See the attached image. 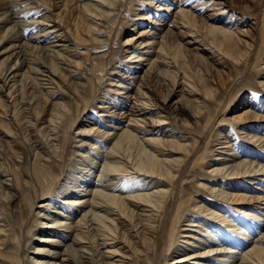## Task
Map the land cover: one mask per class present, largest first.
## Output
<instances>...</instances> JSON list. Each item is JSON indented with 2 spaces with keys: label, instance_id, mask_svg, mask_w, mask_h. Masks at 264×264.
<instances>
[{
  "label": "bare ground",
  "instance_id": "obj_1",
  "mask_svg": "<svg viewBox=\"0 0 264 264\" xmlns=\"http://www.w3.org/2000/svg\"><path fill=\"white\" fill-rule=\"evenodd\" d=\"M39 1L46 3L49 5L48 8L51 9L50 0ZM66 1H60L56 17L51 13L45 12L44 21H41L44 26H38L40 32L38 31L36 36H31L27 43H22L21 34H24V31H20L19 28L23 23L18 28V21H22V19L18 20L21 17L18 12L20 13L19 10H22V13H25L30 5L22 3L24 6L26 5L25 8L23 6L22 9L12 12L13 8L10 11L6 7L7 1L0 0V4L4 5L0 12V80L3 79L2 84L0 82V93L6 88V93H3L5 98L0 95V104L6 102V98H9L12 100V105L17 104L18 107V104L23 103V98L26 96L24 94H32L37 87L43 88L45 81L50 86L55 84L59 88L60 82L58 83V79H60L61 72L65 70L64 65H67L66 59L68 57L65 54L68 50L62 42L73 38L82 43L96 42L95 47H92L94 49L110 44V40L103 39L102 34L104 35V33L108 32V35H111L114 28L116 29L115 35H119L121 30L115 24L111 14L115 10L116 0H86L84 2L83 8H81L84 11V14H82L88 18V21L91 19L88 30L90 35L85 37L78 27L72 33H68L67 29V31L62 29L60 20L62 21L70 10L67 9L68 3ZM181 1L178 0L175 3V7L179 8V10L172 16V23L165 19L166 16L159 19L150 17H154V14L148 8V11L146 10V14L143 16L139 15V13L138 15L136 14L138 22H134L131 26H141L142 24L140 23L142 21L150 20L154 29L152 27L149 29L144 28L143 26L137 31L138 35L127 37L122 45L123 52H127V55L124 56L125 62L129 63L127 67L115 66L110 68V71H106L108 61L106 62L103 59L107 57L109 50L98 55H90V66L87 69L91 73L90 78L87 79L89 81L87 87L90 90L93 88L92 90L95 91L94 84L96 85L97 82L102 84L106 77L110 80L106 75L115 77L111 78L113 80L111 84L109 83V86H114L113 93L117 92V97L119 95L121 99L118 98L113 105L114 100L108 101L111 105L100 104L99 109L102 108L103 110L101 111L107 112L104 116H110L112 121L115 120L118 124L113 127L112 131L109 128L113 125H107L105 131L97 132L101 141L96 143H101V148L103 147L104 149L107 144L111 143V147L105 155L99 157L102 158L104 156L105 162L99 172L98 179L91 183L90 178L94 165L98 163L95 162L96 157H98L96 155L102 151L99 150L100 146L92 144L91 149L93 148V151L97 154L91 151L93 154L89 156L91 165L89 164L88 169L83 171L79 177H76L77 184L66 190L69 196L70 194H75L76 197L73 196V201L55 200V203L62 206L60 207L62 209H67L71 203L72 208H70L68 214L53 210L57 206H53L51 204L53 200L50 199V194L58 184L59 179L55 171V161L58 157L56 158L50 154L49 156H44L38 153L40 156L35 157L29 173L24 174L25 171L14 170L7 175L8 178L5 175L6 178H1V188L7 189L10 193L8 199L14 200L16 196L21 197V201L25 204L27 215L33 214L34 222L30 227L24 226L25 217H23L18 224V230H15V228L12 230L10 228L7 229L8 227L6 228L4 224H0V264H166L168 259L171 260V263H169V260V264H264V229H262L264 228V223H262L264 222V213L258 212L259 216H256L258 215L256 211L250 214L242 211L253 219L248 220L252 221V225L249 222L251 226L247 227H250L249 230L251 228L254 230L255 237L250 238L249 235L252 231L249 232L250 234L247 232L244 234L247 237H245L247 241L242 242L243 244L239 242L240 244L237 246L234 244L230 245L228 240L230 245L228 247H221V244H213L212 241L208 242L210 243L209 245L204 246L205 243L198 236L200 232L205 230L201 222L187 220L189 222L188 224L185 223V225L189 228H182L180 224L182 211L187 209L186 198L190 199L188 195L184 198L185 193L184 195L182 194L186 190V183H188L184 181L186 172H193L194 177L197 178L193 186L199 192H203V194H212L213 197H220L227 200L230 204H241L243 206L246 204L255 205V203L264 204V194L248 195L245 191L250 190V187L239 183L242 178L247 179L249 182L257 179L258 182L264 185V179L260 178V176L264 177V156L256 154L252 149L242 148L240 141L230 139L231 136L229 134L219 137L221 132H217L216 144L213 143L214 140L211 143L210 135L214 130V126L229 124L232 131L234 130L236 133L238 131L240 134L246 133L244 135L247 136V139L249 138L254 144H258L264 151V133L262 132L264 131V111L261 110L254 100H245L240 106L233 109L231 103L234 102V97H229L230 99H224V104L221 101L217 102L218 111L213 109L212 106L216 102L218 91H221L226 85L228 86L229 83H233L236 75L241 74L243 76L242 65L249 64V67L256 68V64L261 59L260 50L264 47V17H262L260 23L262 24L261 29L254 35V33H249L247 29L241 30L242 25L233 28V25L238 24V22L234 21L236 19L235 14L231 13V10L225 7L222 2L204 3L212 5V9L216 10L215 14L218 16V18L213 17L214 19L208 16L209 20L212 19L220 23L221 17H228L227 21H224L225 24L216 25L209 24V21H204V19H199L195 14V9L193 11L184 9V6H188L187 0ZM144 2L157 8L153 9L158 12L162 9L160 7L162 3L158 4L155 0ZM14 3L16 2L14 1ZM163 4L165 5V3ZM204 4L201 3V5ZM217 5L218 7H216ZM169 10L170 6H168L166 12H169ZM93 14L104 18L105 23L110 25L111 28H104V31H100V34L102 32L101 35H93L92 33L95 32V24L92 21V18H95ZM200 20L202 22L198 24ZM117 26L118 28H116ZM201 26L206 31L202 30L204 28ZM82 28L86 29V27ZM134 29H131V32ZM83 32L85 31L83 30ZM208 34L213 36L218 34L217 40L207 42L206 35ZM182 37H191L190 40L186 41V44L197 46L193 48L185 47L178 40ZM34 43H39V45H34ZM200 46H202V49H200ZM172 47L179 54L172 51ZM91 50L90 48L87 49L88 52H91ZM200 50L205 54L211 53L212 56H204V54L197 52ZM35 53L39 55L37 54V57H33ZM43 56L47 57L49 61H42ZM2 57L4 58L1 59ZM189 61L193 64L196 62V69H193L198 74L196 78L195 72L189 73L188 69H186V64ZM130 64L135 65L130 67ZM201 66H204L209 72L210 79L200 76L201 74L199 75V72L201 73V69H203ZM79 67L82 71V65ZM78 78L83 80L85 77L80 74ZM160 79H164L163 82L166 88L164 96L158 98L157 95L149 94L148 92L151 90L150 83L157 82ZM84 81L86 82V80ZM259 83L260 87L264 89V81ZM80 86L79 83H75V90H73L75 95L81 93L79 90ZM53 87L55 88V86ZM214 88L217 91L212 95L211 90ZM54 90L52 89L51 92L49 90L48 93L53 94ZM78 96L77 100L80 99ZM105 97L108 98V96ZM83 98L86 99V96ZM87 101L89 99H86V102L84 101L86 107L83 106V109L78 110L79 107H75L76 114L73 112L75 116L67 123L66 130L72 128L77 120H80L79 124L86 125L87 120H83L82 115L86 113L90 106ZM10 103L6 104L5 108L3 105L0 106L3 109V112H0L1 143H7L10 136L8 129H3V126L6 127L5 125L10 126L11 124V122L10 124L6 123L7 120H5L10 117L7 114L8 108L11 107H8ZM28 103L31 104V102ZM14 107L16 108V106ZM66 110L68 111L67 108ZM227 110L233 112V115L229 118H226L225 115ZM14 118H17V114ZM122 119H125V121ZM180 121L191 122L192 125L189 126L186 123L185 129L187 130H182L177 124ZM91 130L90 128H82L77 131L76 136L73 138L75 139L77 134L78 136H85L88 133L90 135ZM93 131H95L94 128ZM59 134L57 133V135ZM48 140L45 142H48ZM136 140L137 143L139 142V150L142 153L136 148L140 157L137 159L135 157L132 165H128L123 160H128L132 156L130 148L133 144H137L133 143ZM79 142L82 143L79 147L85 146L83 140H79ZM131 143L133 144L131 145ZM55 145L58 146V144ZM125 145L128 146L125 147ZM123 148H125V154L123 152L122 155L121 150ZM52 149L55 150V148ZM60 158V160L63 159L61 156ZM56 163L59 164L58 162ZM181 168V174L183 175H179V178H176V174ZM17 169L20 168L17 167ZM196 171H200V174L196 173ZM61 172H63V169ZM20 174H23V177L21 176L20 178ZM218 178H221L219 180L221 182L228 179L236 182L230 185V189L227 187L225 190V185L218 183ZM200 179L207 181V183L200 182ZM93 183L95 186H101V188H91L88 191V188L83 187L86 184L90 186ZM176 184H179L181 188H179L177 194L171 190V187ZM258 190L260 191L257 193L264 192L260 187L257 188ZM197 191H195V195L200 197L201 201L193 202L192 208L202 213L209 211L210 208L207 205L200 203L205 198H203V195L199 196ZM69 196H66V199L70 198ZM51 198L53 197L51 196ZM168 198L171 200L169 201ZM193 200L192 197L191 202ZM258 208L264 212V206H259ZM211 212L213 213L214 211ZM52 215L53 218L48 220ZM234 219L236 220V218ZM44 220L47 222H43ZM241 220H244V218ZM236 224H231V222L228 224L230 235L234 231ZM23 226L25 229H23ZM242 230L244 229L242 228ZM246 230L248 229L246 228ZM33 231L41 235L39 238L33 239L37 245L28 247L27 243V248L26 246L23 247L24 234H30L29 242ZM11 233L14 241L8 239ZM235 235L237 236L236 233ZM15 239H17L16 244H14ZM221 240L223 239L221 238ZM238 246L239 248L236 249L235 247ZM30 248L33 249V257L28 255L31 253L29 251ZM216 256L218 257L217 259ZM194 259L199 260L198 262H192Z\"/></svg>",
  "mask_w": 264,
  "mask_h": 264
},
{
  "label": "rangeland",
  "instance_id": "obj_2",
  "mask_svg": "<svg viewBox=\"0 0 264 264\" xmlns=\"http://www.w3.org/2000/svg\"><path fill=\"white\" fill-rule=\"evenodd\" d=\"M6 1L8 2V3L6 2V7L10 11L13 8L12 12H16L17 9L18 10L22 9L24 6L23 4H26V5L29 4L30 5L29 7H27V10L25 13H22V10H19L20 13L17 11L19 16L21 14V17L18 20L22 19V21H23V22L18 21V23H19L18 28L23 23V25L19 28L20 31L21 30L24 31V34L23 33L21 34L22 35L21 36L22 37L21 42L27 43L30 40L31 36H36L38 34V31H39L38 28L41 26L42 27L44 26L41 23V21H44L43 19H44L45 12L51 13L54 17H56L57 7L60 6V3H61L60 1H63V0H50L51 4H52L51 5L52 7H50L51 9L48 8L49 5H47L46 3H43L39 0H19V3L21 2L20 4L18 3V0H12L13 2L11 0H6ZM14 1L16 3H14ZM116 1H117L116 2L117 4L115 3V5H114V7L116 6L115 10L113 9L114 13L111 11L110 12L112 14L113 20H115V24H117L119 26V29L121 30L118 36L115 35L116 29H114V28L112 29L111 35H108L109 34L108 32L106 34L104 33V35L101 32V34H102L101 35L100 31H104L103 29L107 28V27L110 29L111 26L107 25V23H105L104 18H101L100 16H95L96 14H93V17H95V18H92L93 19L92 21L95 24V27L93 25L95 32L92 34L93 35L99 34L102 36L103 39L110 40L109 45H106V46L104 45L103 47L93 49L92 47H95L96 42H84V43H82V42H80L74 38L72 40H69V41L66 40L67 42L66 41L62 42L68 50L67 51L68 53L65 52V54L68 57L66 59L67 65H64L65 70H63L61 72L60 79H58V83L60 82V85H59L60 87L58 88L57 85L54 84L53 86H55V88H58V89H55L52 85L50 86L45 81L43 86H42L44 89L43 88L40 89L37 87V88H35V91L32 94H28V93L24 94L27 97L24 96L25 99L23 98V103L18 104L19 108L17 107V104L12 105L13 104L11 102L12 100L9 98H6L8 100V103L6 100V102H2L0 104V106L3 105L5 108L6 104H9L11 102L10 105L8 106V107H10V106L11 107L8 108V113H7V114H9L10 117L8 119H5V120H7L6 123L10 124V122H11V124H10V126H7V125H5L6 127L3 126V129H5V130L8 129V133L10 134V136L8 137L7 143H5V142L1 143L0 142V163H1V165H0L1 166L0 167V181H1V178L2 179L6 178L7 175H9V173H11V171H14V170H18L20 172L25 171L24 174L29 173V171L32 169L35 157L40 156V154L44 155V156H49V154H50V155L55 156L56 158L58 157L55 161V171L57 172L59 179H58V184L56 185V187L53 189L52 193L50 194V199L53 200L52 201L53 203L51 202V204L53 206L54 205L57 206L56 208H53V210H56V211L58 210V211H61L62 213H65V214H68L70 208H72L71 203L69 204L70 207H68L67 209L66 208L62 209V208H60L62 206H59V204L55 203L56 202L55 200H60V201H64V200L71 201L72 200L73 201V196L76 197L75 194H70V196H69L68 191H66V190L69 189L71 186L77 184L76 177H79L83 171L88 169L89 164L91 165V160L89 159V156L93 152H95V151H93V148L91 149L92 144H95L96 146H100L99 150L102 151L100 154H97L95 152V154H97L96 156H98V157H96L94 155L96 157L95 162H98V163H96L94 165L93 173H92L91 178H90L91 183L95 182V179L96 180L98 179L99 172L102 170V167H103L104 162H105L104 156L102 157L103 159L99 158V157L101 155H105V153L111 147V143L107 144L106 147H104V149H103V147L101 148V143H96V142L101 141V138L97 134V132L105 131L106 130L105 127L107 125H113L109 128V130L112 131L113 127H116L118 124L115 120L112 121L110 116H108V117L104 116L107 112L101 111V110H103L102 108L99 109L100 104L101 105H111L108 101L114 100L112 103V105H113V104H115V101H117L118 98L121 99L119 95L117 97V92L113 93L114 86H109V83L111 84V81L113 80V79L111 80V78H115V77L106 75L110 78V80L106 77L104 79V81L102 82V84H100L99 82L96 83V81H95V83H96V85L94 84L95 91L92 90L93 88L90 90L87 87V85L89 83V81H87V79L90 78V74H91L87 70L90 66V62H89L90 55H92V56L98 55V54L107 52L109 50L108 54L110 53L111 55L107 54L106 55L107 57H105L103 59L106 62L108 61L107 65H106L107 66L106 71H110L111 70L110 68H112V67L114 68L115 66L116 67H123V66L127 67V65H129V63L125 62L126 60L124 57L127 55V52L124 53L123 49H122V45L125 42V40L127 39V37H130L131 35H138L137 31L139 29H141V27H143V26H144V28L149 29L152 27V29H154L152 26L153 23H151L150 20L146 21V22L142 21L140 23V24H142L141 26H136V27L131 26V24H133L134 22H138L136 20L138 17L137 16L138 13H139V15L143 16L144 14H146L145 12L148 8L149 10H152V13L154 14V17L153 16H150V17H152L154 19H159V18H164L163 16H166L165 19L167 21H169L170 23H172V20H173L172 16L175 15V12L177 10H179V8L175 7V3L178 0H155V2L156 3L158 2V4L162 3V5L160 6V7H162V9L160 12L156 11L155 9H157V8H155L154 6L148 5V4H146V2H144V1L149 2L150 0H116ZM218 1L220 3L222 2L223 4H225V7L230 9L231 13L235 14L236 19L234 21L236 23L238 22V24L233 25L234 26L233 28H236L238 25H242L241 30L247 29V30H249V33H254V35H255V33L257 34L258 30L261 29L262 24H260V23H261L262 17H264V16H262L264 14V0H206V1L205 0H187L186 3H188V6H184L183 8L186 10H192V11H193V9H195L196 10L195 11L196 16H198L199 19H204V21H209L208 22L209 24H216V25L222 24L223 25L224 21L226 22L228 17H221L220 23L215 22V20L213 21L212 19L209 20L207 18L208 16H210L212 18L213 17L218 18V16H216V14H215L216 10L212 9L213 8L212 5L204 4L207 2L210 4L218 3ZM66 2L68 3L67 9H70L69 10L70 13L68 12V14L64 17V19H62V21L60 20V24L62 26V29L63 30L67 29L68 33H72V31H74L75 28L78 27L80 29V32L82 33V35L84 37L90 35L88 30H89V26H90L89 23L91 22V19L88 21V18L84 17V15H83L84 11H82V9H81V8H83V4H84V2H86V0H70V1L67 0ZM69 2H71V3H69ZM94 2H96V1H94ZM181 2H183V0ZM163 3H165V5ZM201 3L204 5H201ZM13 4L15 7L13 6ZM16 4H17V6H16ZM31 4H32V7H31ZM170 4H172V5H170ZM8 6H10L11 8ZM18 6H20V7H18ZM25 6H24V8H25ZM168 6H170V10H169V12H166L168 9ZM3 7H4V5L0 4V12H1ZM191 7H193V8H191ZM216 7H218V5ZM153 8H155V9H153ZM115 12H116V14H115ZM41 13H43V14H41ZM24 15H25V17L23 18ZM239 17H241V18L239 19ZM17 18H19V17H17ZM29 20H30V22H29ZM32 20H34L36 23ZM25 21H27V22H25ZM116 21H117V23H116ZM201 22L202 21L200 20V22L198 24H201ZM26 23H28V24H26ZM74 24H76V25H74ZM118 26L116 28H118ZM82 27H86V29H83ZM201 27H203V26H201ZM23 28L24 29L26 28V29L24 30ZM131 29H134V30H132V32H131ZM83 30L85 32H83ZM202 30L206 31L205 28ZM109 36H110V38H109ZM217 36H218V34L214 35V36L212 34H208V35H206V38H207L206 40H207V42L208 41L211 42L212 40L216 41ZM190 39H191V37H188V38L182 37V38H179L178 40H179V42L184 44L185 47L189 46V47L193 48V47L197 46V45H190V44L187 45L186 41H188ZM43 44H45V43H43ZM43 44H40V45H43ZM34 45L38 46L39 43H34ZM109 47H111V48H109ZM89 48L92 49L91 52L87 51V49H89ZM169 49H170V47H169ZM200 49H202V46H200ZM94 51H96V52H94ZM172 51L176 52L177 50H175V48L172 47ZM197 52H199L201 54L203 51L200 50ZM260 52H261L260 53L261 59L256 64V68H253L252 66L249 67L248 66L249 64H247L245 66L242 65L241 71L242 72L244 71L243 76L241 74L236 75V77H235L236 82L234 81L233 83H229L228 86L226 85L225 87H223V89L221 91H218V93L216 94L217 95L216 100H215L216 102H214V105H212L213 109L218 111L219 101H221V103L224 104V102H225V100H227V98L234 97V102L231 103L233 109H234V107L240 106V104L243 103L245 100L252 99L255 101V103L257 105L260 106L261 110L264 111V89L260 87V83H259V82L264 81V47L262 48V50H260ZM176 53L179 54L178 52H176ZM37 54L38 53H35V55L33 57H35V56L37 57L39 55V54L38 55ZM202 54H204V56L205 55L206 56H212L211 53H206V54L202 53ZM44 56L42 57L41 60L42 61H49V59L47 57H44ZM4 57H2L1 59H3ZM248 63H249V61H248ZM195 64H196V62H194V64H193L192 62L189 61L186 64V69H188L189 73L195 72L194 74L196 76L195 75L194 76L196 78L198 74L196 73V70L195 71L193 70L194 68L196 69ZM80 65H82V68H83L82 71H81V68L79 67ZM134 65L135 64H130V67H132ZM201 67L203 68V69H201L203 71V73L201 71V73L199 72V75L201 74L200 76H202V77L205 76L206 79H210L211 77H210L209 72L205 69L204 66H201ZM80 74L85 77L83 80L78 78ZM203 74H205V75H203ZM200 76H198V77H200ZM84 80H86L87 83ZM160 80H162V81H160ZM160 80L159 81L155 80L157 82H151L150 83L151 90H150V92H148L149 94L157 95L158 98H161L162 96H164L165 88H166L165 87L166 85L163 82L164 79H160ZM151 81H153V80H151ZM0 82L2 84L3 79H1ZM75 83H79L81 85L79 87L80 89L78 88L81 91V93L78 94L79 96L75 95L73 93L74 92L73 90H75L74 89ZM114 84H115V82H114ZM84 85H85V87L83 88ZM52 89L53 90L55 89L54 90L55 92L53 94L48 93V91L50 90V92H51ZM4 90L2 91V93H0V95L3 96V93H6V88ZM153 90H154V92H153ZM211 91H212V95H213L214 92L216 93L217 90H216V88H214ZM87 92H89V94H87ZM91 93H92V95H91ZM20 94H22V93H20ZM74 96H76V97H74ZM77 96L80 99L77 100ZM84 96H86V99H89V101H87V102L90 105L89 108L86 110V113L82 115V117H83L82 119L87 120L86 125L79 124L80 120H77L72 128H69L68 130H66L67 123H69L71 121V118H74V116H75L74 114H76V112H75L76 108L75 107H77V108L79 107L78 110L83 109V106L86 107L85 106L86 105V103H85L86 99L83 98ZM105 96H108V98H106ZM3 97L5 98V96H3ZM104 97H105V99H104ZM121 97H124V96H121ZM102 101H107V102H102ZM28 102H31V104ZM77 104H79V105H77ZM20 105L22 106V108ZM14 106H16L17 109ZM66 108L68 109V111L66 110ZM219 108H220V106H219ZM19 109L20 110L22 109V111H24V112L20 111ZM1 111L3 112V109H1V107H0V112ZM60 111L65 112V113H62ZM17 112L18 113L22 112L23 114L22 113L18 114ZM73 112H74V114H73ZM24 113H25V115H24ZM16 114H17V118H16L17 120L14 118V117H16ZM20 115H21V117H20ZM60 115H62V116H60ZM225 115H226V118H229L230 116L233 115V112L227 110ZM52 116H54L53 119H52ZM80 119H81V117H80ZM122 120L125 121V119H122ZM59 121L61 123V126H60ZM186 123L189 126L192 125L191 122L189 123V122H184V121H180L177 124L182 130H187V129H185ZM49 124H51V125H49ZM53 124H55V125H53ZM228 125L222 124L221 126L220 125L214 126V130L210 134L211 135V143H212V140H214L213 141L214 144L217 143V141H215L218 137L217 132L218 133L221 132L222 136L220 135L219 137H224V136L229 134V136H231L230 139H235V141H240L242 148L246 147L245 149H247V150L252 149L255 151L256 154H258V155L262 154V156H264V151L262 150L263 148L258 146V144H254V142L252 140H249V138L247 139V136L244 135L246 133L240 134L238 131L236 133V131H234V130H233L234 131L233 132L232 128L230 127L231 125H229V126ZM49 126L51 127V129ZM47 127H49V128H47ZM92 127L94 128L95 131H93ZM219 127H221V128H219ZM82 128L92 129L91 134L89 135V133H88V134H85V136H78V134H77V137L74 139L73 137L76 136L77 131L81 130ZM43 130L44 131L46 130V131L44 132ZM64 130H65V132H63ZM219 130H221V131H219ZM53 132L55 133V135H53L54 134ZM56 132L60 133V134L57 135ZM262 132L264 133V131H262ZM47 133H49V134H47ZM237 134H238V138H237ZM64 135H66V136L64 137ZM45 138H46V140H45ZM47 138L50 140V142ZM236 138H237V140H236ZM63 139H65V140H63ZM47 140H48V142H45ZM55 140H59L57 142H59L60 144L57 143ZM79 140H83L85 142L84 147H79L80 145H82V143L79 142ZM76 141H78V142H76ZM64 142H66L65 144H67V145H65ZM62 143H63V145H62ZM133 143H137V140H136V142L134 141ZM133 143H131V145ZM138 143L136 145L133 144L130 148V154L134 158L131 156L128 159L129 161L127 159L123 160L124 162H127L128 165H132V163L135 160V157H136V159L138 157H140V154L137 153V150H139V144ZM55 144H58L59 147ZM51 146H52V148H55V150L52 149ZM126 146H128V145H125V147ZM135 146H137V147H135ZM64 147L66 148V150ZM136 148H138V149L136 150ZM82 149L84 151H79V152L77 151V150H82ZM65 151H66V153H65ZM91 151H92V153H91ZM124 151H125V148H123L121 150L122 155H123ZM38 153H40V154L38 155ZM61 153H63V154H61ZM98 153H99V151H98ZM140 153H142V152L140 151ZM124 154H125V152H124ZM59 155L63 158L62 160H60L61 158ZM63 155H65V156H63ZM122 155H120V156H122ZM141 155H143V154H141ZM125 157H127V156H125ZM130 159H132V160H130ZM56 162H58L59 164H57ZM99 165H100V167H99ZM17 167L20 169H17ZM61 168L63 169V172H61L62 171ZM181 171H182V168L179 170V172H177L176 178H179V175H183V174H181ZM199 172L200 171H196V173H199ZM2 176H4V177H2ZM21 176L23 177V174L22 175L20 174V178H21ZM185 176L186 177L184 178V181H187L188 183H186V187H185L186 190L182 194L184 195V193H185L184 198L187 197V195H188L190 197V199H188V197L186 198V208L187 209L182 211V214L180 217V224L182 225V228H184V227L189 228L188 226L186 227V225H185V223L188 224V222H189L187 220H196L197 222H201V224H203V227L205 230L200 232V235H198V236H200V239L202 238L201 240L205 243L204 246H207V244L209 245L210 244V243H208L209 241H212L213 244L219 243V245L221 244V247H228L231 244H234L237 246L238 244H240L242 242L244 243L245 241H247L246 240L247 237L244 234H246L247 232H248V234H250L249 233L250 231H252V233L249 235L250 238L255 237V234L253 233L254 230L252 228L249 230L250 227H247V226L252 225V223H251L252 221L250 222L248 220H253V219L249 218L250 216H248L247 214H244V212H242V211L248 212L249 214L251 212L255 213V211L257 213L258 212L264 213L263 211H261L262 209L258 208L259 206L263 207L264 204L255 203V205L246 204L244 206L241 204H233V203L230 204L229 202H227V200L221 199L220 197H213L212 194H203V192H201V191L199 192V190L193 186L196 182V179H197L194 177L193 172H186ZM181 177H183V176H181ZM260 178L264 179V177H262V176H260ZM219 180H221V178L220 179L218 178V183H223L225 185L224 186L225 190L227 189V187L230 189L231 188L230 185H233L234 182H236V181L229 180V179L226 181H222V182ZM182 181H183V179H182ZM200 182L207 183V181H202L201 179H200ZM239 183L247 185L250 187V190L245 191L248 193V195L255 196V195H263L264 194V192L257 193L260 191V190L257 191V188H259V187L264 190V185H262L260 182H258L257 179H254L251 182H249L247 179L242 178ZM176 185L171 187V190L174 191L175 194H177L179 192V188H180L179 184H176ZM83 187L88 188V191L91 188H101V186L100 187L95 186L94 183L90 186H89V184H86ZM195 191L199 192V196L200 195L204 196L203 198H205V199H203V201L200 203H203L205 206L207 205L208 208H210L209 211H207V212L205 211L204 213H202V212H199L197 210H194V208H192L193 202L195 203V201H201V198L197 197V195H195L196 194ZM9 194H10L9 191L7 189L1 188V185H0V224H4L6 226V228L8 227L7 229L10 228L12 230L13 228H15V230H18L19 222L21 221V219L23 217H25L24 218V226L30 227L32 225V223L34 222L33 214L27 215V211L25 210V204H24V202L21 201V197L16 196L14 200H9L8 199ZM51 196L53 198H51ZM66 196L67 197L69 196L70 198L66 199ZM192 197L194 200L191 202ZM168 199H169V201L171 200L170 198H168ZM210 200H211V202H210ZM197 203H199V202H197ZM256 206H258V207H256ZM195 209H197V208H195ZM223 210H225V211H223ZM211 211H214L216 213H214V212L212 213ZM259 213L256 216H259ZM190 214H192V215H190ZM233 217L236 218V220ZM52 218H53V215L48 220H51ZM240 218L241 219L244 218V220H241ZM238 219H240V220H238ZM263 219H264V217H263ZM210 221H212V222H210ZM6 222H7V224H5ZM43 222H47V221L44 220ZM230 222H231V224L237 223L236 226L234 227V231L232 232L233 235L229 234L230 228H229L228 224ZM249 222L251 223V225ZM253 222H256V221H253ZM245 223L249 224V225H246ZM262 223H264V222H262ZM240 224H242L243 226ZM245 225H246V227H245ZM24 226H23V229H25ZM242 228L244 230H242ZM246 228L248 230H246ZM262 229H264V228H262ZM219 230L220 231L222 230L221 232L224 231L223 232L224 234L221 233ZM34 231L32 234V238L29 242H28V238L30 237V234L29 233L24 234L23 247L26 246V248H27V243H28V247H34L37 245V243H35V240H33V239H37L41 235L35 233ZM213 231H214V233H213ZM218 232L221 234V236ZM235 233L237 234V236L235 235ZM240 233L244 236H242ZM9 236L10 237L8 239H11L12 241H14L12 238L13 237L12 233ZM224 237L227 239H225ZM22 238H23V236H22ZM221 238L224 240V243H223V240H221ZM225 240H226V243H225ZM16 241H17V239H15L14 244H16ZM250 241H252V240H250ZM180 245H181V243H180ZM235 248L238 249L239 246L235 247ZM29 251L31 252L28 254L29 257H33L34 256L32 254L33 249L30 248ZM217 258L218 257L216 256V259ZM6 260H8V259H6ZM169 260L170 259H168L166 264L171 263V260H170V262H169ZM198 260L199 259H194V260H192V262H198Z\"/></svg>",
  "mask_w": 264,
  "mask_h": 264
}]
</instances>
